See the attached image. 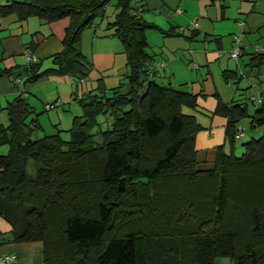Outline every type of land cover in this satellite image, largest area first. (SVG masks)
<instances>
[{"label": "trees", "instance_id": "trees-1", "mask_svg": "<svg viewBox=\"0 0 264 264\" xmlns=\"http://www.w3.org/2000/svg\"><path fill=\"white\" fill-rule=\"evenodd\" d=\"M110 1H0L1 15L68 19L50 66L40 70L33 60L22 73L25 83L68 76L81 109L64 139L59 129L36 136L37 115L21 95L7 104L8 123L0 125V218L7 228L0 243L40 242L42 264H215L216 256L264 264V131L233 153L243 118L264 125V103L258 98L249 114L245 102L218 101L213 113L225 119L224 139L211 165L199 166L196 95L161 82L164 62L145 50V30L156 28L140 15L145 0H113L103 28L122 46V79L105 87L98 77L78 93L91 70L80 34L106 16ZM232 42L229 56L234 48L239 53V35ZM256 50L252 65L264 59Z\"/></svg>", "mask_w": 264, "mask_h": 264}, {"label": "crops", "instance_id": "crops-1", "mask_svg": "<svg viewBox=\"0 0 264 264\" xmlns=\"http://www.w3.org/2000/svg\"><path fill=\"white\" fill-rule=\"evenodd\" d=\"M140 15L156 26L148 31L155 30L161 35L165 49L160 47L158 57L152 56V59L164 62L169 75L167 81L171 79L177 86L184 85L196 95V118L203 129L195 135V148L198 153L204 152L206 159L224 139L225 119L213 113L218 101L245 102L249 114L258 98L264 103V59L258 65L249 62L256 47V51H264V0H145ZM67 23V18L44 22L35 16L18 19L14 13L0 14V125L8 123L6 107L10 101L17 95L26 100L30 91L39 95L37 85H51V78L58 85L54 86L56 94L52 97L50 88L42 89L49 90L46 95L53 98L44 104L61 105L63 96L59 88L65 86L62 87L65 90L67 83L71 85L68 76L49 74L34 83H25L22 70L27 65L25 53L40 62V70L50 66V56L62 48L61 38ZM193 23L195 28L191 26ZM233 34L239 35L236 60L229 56ZM146 35L147 31L145 39ZM79 48L92 64L91 69L97 68L106 74L101 77L104 85L117 84L126 73L125 57H116L122 52L120 42L104 31L100 22L81 32ZM227 71L241 75L225 78ZM16 78L18 82H14ZM240 126L247 135L263 131L264 127L250 126L248 118H243ZM0 223V233L5 232L7 226L1 218ZM1 237L0 234V241ZM9 254L14 256L12 264H42L40 242L0 243V264H3L1 258Z\"/></svg>", "mask_w": 264, "mask_h": 264}, {"label": "rangeland", "instance_id": "rangeland-1", "mask_svg": "<svg viewBox=\"0 0 264 264\" xmlns=\"http://www.w3.org/2000/svg\"><path fill=\"white\" fill-rule=\"evenodd\" d=\"M113 11H114V5H113V0H111L106 6H105V15L104 17L100 18V17H95L94 19V23L97 24L100 22L102 29L105 28L106 22L111 20L112 15H113ZM191 27V26H190ZM149 29H146L145 31H147V35H146V42H147V46H146V52L149 55H152L153 57H158L159 53H160V47H162L163 49H165L164 44L161 43V35L159 33H157V31L155 30H151L148 31ZM150 32H152L150 34ZM149 33V34H148ZM168 40V39H167ZM168 41L170 42H174V40L169 39ZM122 47V46H121ZM122 51V50H121ZM118 58L124 57L122 52H120L119 54H117ZM156 61V60H155ZM100 67H102V63H99ZM92 66V64H91ZM163 69H165L166 72H164V75L166 77H168V73L166 68L164 67ZM103 75H106L104 73H102V71H97V68H92L89 71V74H87L84 78V83L81 84V86H77L76 87V91L78 93H80L81 91L86 90L87 88H90L91 86L95 85V78L98 77H102ZM164 77L163 80L162 78L160 79L161 82L165 83L167 82V78ZM92 80V81H91ZM168 81H170V84L172 86H177L176 84H174L173 80L169 79ZM55 82V78H51L50 79V83H52L51 85H49L48 83H41L38 84L37 87L35 88L38 93H40L39 95L35 94L34 92H29V94H26V101L28 102V104H30V106H33V110H34V114L36 113L37 117H36V121L40 126V129L37 130L36 132V136H41L43 134H51L54 133L55 131H57V129H59V134L61 137H63L64 139L68 138V133L66 132V129L68 127H70L71 124V118L74 115H78L81 112V109L79 107V105L76 103V100L74 98H72V92L74 91V84L71 83L68 84L67 83V88H65V90L62 87L65 86H60V90H59V94L63 97H61L62 103L61 105L56 104V106L51 107L50 109H47L45 111L42 110V104H44V102H48L50 101L51 97L47 96L48 91L43 92L42 89H46V88H50V91H52V93H50V95H52V97H55L56 94V90L54 88V86H58L57 84L54 83ZM112 83V84H111ZM116 84V82H107L105 84V87H109V85H114ZM174 84V85H173ZM51 86V87H49ZM63 93V94H61ZM47 94V95H46ZM243 121V119H242ZM241 125H243L244 128V124L243 122H241ZM246 126V124H245ZM264 126V125H263ZM263 131H264V127H263ZM257 132V130H256ZM254 132V134L256 133ZM261 130H258V133H260ZM246 130H244V133L237 139H235L234 144H233V153L234 154H239L242 150V146H241V142H244L247 137L249 135L245 134ZM6 151V146L4 145H0V153H4ZM214 153H210L208 154V156L206 157V159L204 158V152H199L197 155L198 158V165L201 167H207L209 165H211V156H213ZM121 187V185H119ZM1 225V223H0ZM214 263L215 264H231V259L227 256H216L214 257Z\"/></svg>", "mask_w": 264, "mask_h": 264}, {"label": "built area", "instance_id": "built-area-1", "mask_svg": "<svg viewBox=\"0 0 264 264\" xmlns=\"http://www.w3.org/2000/svg\"><path fill=\"white\" fill-rule=\"evenodd\" d=\"M235 40H236V37H235ZM236 55H237V49L234 48V49H232V51L230 52V57L233 58V59H235ZM25 60H26L27 63H28V62H32V61L34 60V58H33L31 55H29L28 53H25ZM18 81H19V79H17V78L14 80V82H18ZM55 105H56V103H55V104H45V105H44V108H45V109H50L51 107H54ZM239 133H240V132H239ZM239 133H238V134H239ZM13 261H14V256L11 255V254H9V255H5V256H3V257L1 258V262H2L3 264H12Z\"/></svg>", "mask_w": 264, "mask_h": 264}, {"label": "water", "instance_id": "water-1", "mask_svg": "<svg viewBox=\"0 0 264 264\" xmlns=\"http://www.w3.org/2000/svg\"><path fill=\"white\" fill-rule=\"evenodd\" d=\"M119 181H121V179Z\"/></svg>", "mask_w": 264, "mask_h": 264}]
</instances>
